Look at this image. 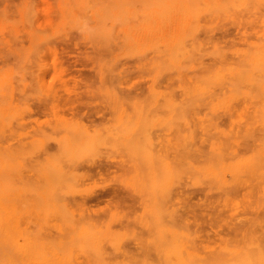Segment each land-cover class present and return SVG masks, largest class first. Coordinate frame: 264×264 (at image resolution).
<instances>
[{
	"label": "rangeland",
	"instance_id": "1",
	"mask_svg": "<svg viewBox=\"0 0 264 264\" xmlns=\"http://www.w3.org/2000/svg\"><path fill=\"white\" fill-rule=\"evenodd\" d=\"M0 264H264V0H0Z\"/></svg>",
	"mask_w": 264,
	"mask_h": 264
},
{
	"label": "bare ground",
	"instance_id": "2",
	"mask_svg": "<svg viewBox=\"0 0 264 264\" xmlns=\"http://www.w3.org/2000/svg\"><path fill=\"white\" fill-rule=\"evenodd\" d=\"M80 164H81V163H80ZM90 164H91V163H90ZM92 164H93V163H92ZM86 165H87V163H86ZM94 165H95V162H94ZM100 165H101V164H100ZM100 165L98 164V165H96V166H98V168H99ZM75 166H76V165H75ZM75 166H74V167H75ZM90 166H93V165H90ZM90 166H89V164H88V167H90ZM96 166H95V167H96ZM95 167H93V168H95ZM90 169H91V167H90ZM90 169H89V170H90ZM113 191H114V190H113ZM111 192H112V191H111ZM112 193H113V192H112ZM116 193H117V192H116ZM226 193H227V192H226ZM224 194H225V193H224ZM94 197H95V196H94ZM96 197H97V196H96ZM97 198H98V197H97ZM97 198H96V199H97ZM79 202H81V201H79ZM81 203H82V202H81ZM81 203H79V204H81ZM82 204H83V203H82ZM82 204H81V205H82ZM83 205H84V204H83Z\"/></svg>",
	"mask_w": 264,
	"mask_h": 264
}]
</instances>
